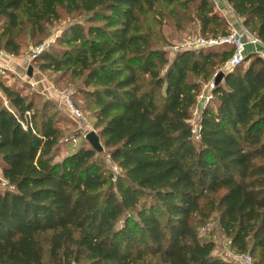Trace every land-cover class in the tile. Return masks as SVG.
<instances>
[{
    "label": "trees",
    "instance_id": "trees-1",
    "mask_svg": "<svg viewBox=\"0 0 264 264\" xmlns=\"http://www.w3.org/2000/svg\"><path fill=\"white\" fill-rule=\"evenodd\" d=\"M226 1L264 44V0ZM213 10V0H0V50L15 57L68 20L33 62L79 81L72 97L86 99L103 148L85 139L56 161L78 136L65 137L49 100L38 106L0 77V264H46L42 240L53 264H228L198 232L213 213L236 252L264 264V59L249 53L224 72L194 127L202 85L234 49H163L168 26L229 34Z\"/></svg>",
    "mask_w": 264,
    "mask_h": 264
},
{
    "label": "rangeland",
    "instance_id": "rangeland-1",
    "mask_svg": "<svg viewBox=\"0 0 264 264\" xmlns=\"http://www.w3.org/2000/svg\"><path fill=\"white\" fill-rule=\"evenodd\" d=\"M67 24L68 20H63L53 26H50L47 36H45L40 43L26 46L22 54L15 57L23 61L24 67L21 69L16 68V66L13 71L4 67L5 73L3 75V80L8 85H15L22 89L25 93H36L39 96L37 99L38 106L41 105L44 99L49 100L50 115L55 117V119H58L57 123L61 121L59 125L62 129H64L65 137L78 136L77 138L74 137L67 140L66 144L62 147L61 152L55 158L56 161L61 160L69 152L77 149L86 139L85 136L87 133L91 131L96 132L94 129L95 120L86 109V99L80 95L75 98L72 97V94L77 90L74 85L79 81L72 79L68 74L63 75L52 71H42L38 66V63L40 62H33V60H35L36 57L43 51H40L39 54L34 57L37 49L46 50L49 49L50 46L55 45L57 37L62 34V31ZM163 31L167 40V44L163 46V49L168 51V56L170 58L175 56V53L181 49L187 47H190L191 49L198 48L197 43L201 38H210L202 36L198 31V28H191L190 25H186L185 31L182 32L171 26L165 27ZM247 65L248 63L245 64V66ZM29 67H32L31 77L27 75ZM222 70L223 69L219 70L216 75L219 72H223ZM216 75L212 78L211 82L214 81ZM209 83L204 84L201 87V92L193 111L194 118L192 123L194 124V127L197 117L199 116L201 110L208 104L211 96V90L207 88ZM201 96L203 97L201 98ZM105 162L107 167L115 169L110 161ZM197 226L199 235L204 240L214 241L215 250L213 255L215 257L221 258L228 264H243L238 259L240 254L232 247L230 239L227 238L220 229L216 213H213L209 220L202 222L201 224H197ZM42 242L45 248V263L53 264L48 253V244L44 240H42ZM250 257L254 263L253 257Z\"/></svg>",
    "mask_w": 264,
    "mask_h": 264
},
{
    "label": "built area",
    "instance_id": "built-area-1",
    "mask_svg": "<svg viewBox=\"0 0 264 264\" xmlns=\"http://www.w3.org/2000/svg\"><path fill=\"white\" fill-rule=\"evenodd\" d=\"M197 47H211V46H218V45H230L233 47L234 52L232 57L226 62V64L223 66V72L231 71L234 69L237 65H239L246 56V50L247 46L251 45L254 48V52L262 57V52L258 50L259 45H264L261 43V41L254 37L244 26L240 29H232L231 32L227 35L220 36L217 38H209V39H203L201 38L198 43ZM184 49H191L190 47L184 48ZM44 49H37V51L34 54V57H36L40 51ZM7 55L4 51L0 50V77L4 74V64H3V58ZM214 81L210 82L207 85V88L212 90L214 87ZM203 96H201L202 98ZM74 113V112H73ZM30 118V113L28 112L26 114V120ZM238 259L243 264H254L252 261V258L249 254H240L238 256Z\"/></svg>",
    "mask_w": 264,
    "mask_h": 264
},
{
    "label": "crops",
    "instance_id": "crops-1",
    "mask_svg": "<svg viewBox=\"0 0 264 264\" xmlns=\"http://www.w3.org/2000/svg\"><path fill=\"white\" fill-rule=\"evenodd\" d=\"M214 2V12L223 16L229 25V27L232 29L240 30L243 27L242 20L236 16L233 9L228 5L226 0H213ZM258 50L262 52V58L264 59V45H259ZM249 53H255L254 48L251 45L247 46L246 55ZM3 64L6 68L9 70H15L16 68H23L24 63L22 60H19L18 58H15V56L12 55H5L3 58ZM28 75V73H27ZM31 77V76H29Z\"/></svg>",
    "mask_w": 264,
    "mask_h": 264
},
{
    "label": "water",
    "instance_id": "water-1",
    "mask_svg": "<svg viewBox=\"0 0 264 264\" xmlns=\"http://www.w3.org/2000/svg\"><path fill=\"white\" fill-rule=\"evenodd\" d=\"M28 76H32V67H29ZM223 76H224V72H219L214 79V83L218 84L221 81ZM85 138L91 144V146L94 149H96L97 151L103 150L102 145H101L100 140H99V137H98L96 132L91 131V132L87 133Z\"/></svg>",
    "mask_w": 264,
    "mask_h": 264
}]
</instances>
